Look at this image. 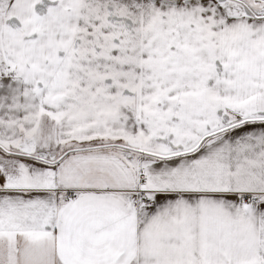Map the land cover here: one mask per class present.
Wrapping results in <instances>:
<instances>
[{"label": "snow or ice", "instance_id": "obj_1", "mask_svg": "<svg viewBox=\"0 0 264 264\" xmlns=\"http://www.w3.org/2000/svg\"><path fill=\"white\" fill-rule=\"evenodd\" d=\"M0 264H264V0H0Z\"/></svg>", "mask_w": 264, "mask_h": 264}]
</instances>
